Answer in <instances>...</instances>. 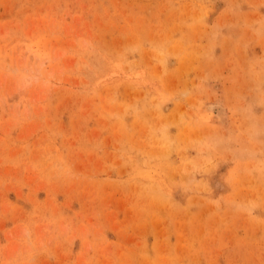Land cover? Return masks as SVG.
<instances>
[{
  "label": "rangeland",
  "instance_id": "obj_1",
  "mask_svg": "<svg viewBox=\"0 0 264 264\" xmlns=\"http://www.w3.org/2000/svg\"><path fill=\"white\" fill-rule=\"evenodd\" d=\"M0 264H264V0H0Z\"/></svg>",
  "mask_w": 264,
  "mask_h": 264
},
{
  "label": "bare ground",
  "instance_id": "obj_2",
  "mask_svg": "<svg viewBox=\"0 0 264 264\" xmlns=\"http://www.w3.org/2000/svg\"><path fill=\"white\" fill-rule=\"evenodd\" d=\"M31 79V78H30ZM29 79V80H30ZM213 112H215V114L219 117V118H225L226 116V112L224 110L223 107H221L220 105H214L213 106V110H211Z\"/></svg>",
  "mask_w": 264,
  "mask_h": 264
}]
</instances>
